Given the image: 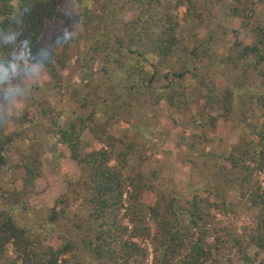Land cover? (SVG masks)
<instances>
[{"label":"trees","instance_id":"trees-1","mask_svg":"<svg viewBox=\"0 0 264 264\" xmlns=\"http://www.w3.org/2000/svg\"><path fill=\"white\" fill-rule=\"evenodd\" d=\"M202 1L126 0L135 16L124 24L122 33H114L122 21L116 22V14L107 12V6L102 9L106 13H99L98 0H0V31L30 33L33 52L44 46L41 38L48 24L75 21L86 30L96 25L103 30L98 43H104L105 51L109 49L106 35L116 37L108 55L124 59L115 63L128 97L144 99L145 106L147 101L156 108L168 105L181 113L198 93L204 103L202 116L207 110L221 111L219 118L236 121L242 132L239 144L228 153L213 154L207 161L210 154L201 152L200 159L211 164L213 173L209 190L201 194L212 195L211 201L199 194L186 200L160 186L159 173L145 174L142 145L136 138L128 141L112 135L110 120H99L96 102L87 103L90 112L85 118L76 116L66 124L62 112L53 115L44 136L36 134L26 154L16 150L21 134L8 132L10 122L0 125V174L15 177L17 170L23 174L15 178L19 187H0V264H221L222 258L226 264H264L261 0H227L228 19L240 24L248 41L234 29L229 34L224 30L227 38L220 40L224 48L216 47L227 49L223 56L214 54L204 40L196 37L193 44V34L191 40L183 34L196 28L197 19L201 22L197 8ZM69 5L78 19L73 20L76 14L68 12ZM66 47L46 64L50 89L63 85ZM6 52L0 48V53ZM192 81L197 85L193 98L187 92ZM106 105L107 116L110 106ZM208 116V121L199 116L191 120L200 129V146L202 140L210 142L207 132L217 126L218 118ZM16 121L25 123L21 118ZM86 135L97 142L98 149L87 150ZM62 148L67 149L80 178L66 182L51 209L37 207L34 191L43 177L44 157H57ZM13 150L21 156L20 164L13 162ZM232 192L238 194L235 201L228 198ZM244 214L253 219L252 226L240 225ZM218 215L229 219L228 226L217 223ZM50 238L57 245L47 244Z\"/></svg>","mask_w":264,"mask_h":264},{"label":"rangeland","instance_id":"rangeland-1","mask_svg":"<svg viewBox=\"0 0 264 264\" xmlns=\"http://www.w3.org/2000/svg\"><path fill=\"white\" fill-rule=\"evenodd\" d=\"M220 2L203 0V4L197 8V12L201 14V22H198L199 19H197L194 24L196 28L192 29L191 32L185 30L183 34L189 36L190 40L191 34H193V44L196 37L200 38V41L204 40L205 44H210L207 47L211 51L215 50L214 54L223 56L228 52L227 49L222 50L224 43L222 44L223 41L220 40L224 39L226 34L231 33L232 29L238 31L246 41H248V36L237 21L232 22L228 19L226 15L229 8L228 1L222 0ZM98 4L97 11L99 13H106V10L104 12L102 9L103 6H107L109 9L107 12L116 14V22L122 21L120 27L118 26L113 31L114 33H122V27L125 29L124 24L131 21L135 16V13L131 12L125 5L126 0H98ZM72 8L73 6L69 5L68 12L76 14L73 17V20H76L78 19L77 12H74L75 10ZM258 8L259 15L264 21V0H261V5H258ZM219 25H222V28L217 30ZM227 29V33L224 34V30ZM66 30L71 33V39L63 43H56V40L62 39L63 32ZM102 34L103 30H99L96 25L86 30L75 24V21L70 22L69 25L57 22L46 26L41 38L44 46L51 43V47L58 49L59 53H64L66 44V48L69 46V49L65 50L68 53V59H66L67 67L62 72L63 85L60 89H50L48 87L50 83L47 84L49 82L47 81L48 76L44 75L41 81L32 88L31 95L21 114L13 118L8 125L9 133L19 132L21 134V139L17 141L16 150L19 149L24 154L28 153L33 137L36 134L44 136L53 115L62 112L66 124L72 122L76 116L85 118L86 114L90 112L87 103L96 102L99 120L101 122H104L105 119L110 120L112 135L128 141H135L136 138L137 142L143 146L139 147L147 158L143 169L145 174L159 173L158 184L165 189L175 190L178 196H182L186 200H191L196 194H199L201 198L211 197V201H213L212 195L201 194L209 188V181L213 177L211 164L200 159L201 152L210 154L206 158L207 161L211 159L213 154L230 152L232 147L239 144L242 135L238 123L219 118L221 111L218 110H207L202 116L204 103L198 97V93L197 97L190 101L189 107L187 106L181 113L168 105L166 107L163 104L160 108H156L152 105V101L146 100L147 106H145L144 99L137 101L130 96L128 97L122 87L124 77L118 72V66L115 63L116 59H124L118 55H108L110 49L115 46L116 37L113 33L106 35L105 38L109 40V49L105 51L102 46L104 43H98ZM97 46L101 50L94 52L93 48ZM218 46L222 48L221 51L216 48ZM207 61L205 62L209 64ZM203 69L205 71L207 67L204 66ZM194 87L197 85L195 81H192L187 89L192 98L194 96L193 91L197 92ZM106 102L110 106V110L106 113L107 116L104 114ZM84 104H86L85 109ZM167 109L170 111L168 112ZM44 111H49L50 114H45ZM167 112L174 117L176 124L171 122ZM209 113L218 118L217 126L207 132L210 142L206 143L202 140L203 145L200 146V140L197 138L200 129L194 126L191 120L193 116H199L201 121H208ZM24 117L27 119H23ZM19 118L25 123H17L16 119ZM84 141L88 143L87 150L99 148L97 142L93 141L89 135L85 136ZM16 150H13L11 156L15 164H20L21 156ZM52 152L56 151L53 150ZM43 164V177L37 181L34 191L37 198L34 199L33 204L37 207L51 209L57 197L64 192L66 182L78 180L80 171L68 158V151L65 148L58 151L57 157L46 154ZM14 174L15 177L8 176L6 173L0 174V187L2 189L12 190L15 188L14 186H20V182L16 181L15 178H19L23 174L19 170L14 171ZM260 182L264 186V174L261 175ZM12 184L15 185L12 186ZM237 196L238 194L235 192L228 193V198H232L234 201ZM216 217L217 223H221L223 227L228 226L229 219L221 215ZM252 222L253 219L244 214L239 223L241 226L249 224L252 226ZM51 239L47 241V244L57 245V241ZM149 251H152L151 247H149ZM151 261L152 258H150L149 263ZM221 264H226L225 259H221Z\"/></svg>","mask_w":264,"mask_h":264},{"label":"clouds","instance_id":"clouds-1","mask_svg":"<svg viewBox=\"0 0 264 264\" xmlns=\"http://www.w3.org/2000/svg\"><path fill=\"white\" fill-rule=\"evenodd\" d=\"M69 39L71 33L66 30L55 42ZM0 48L7 49L6 54L0 53V125H7L21 114L32 88L41 81L47 62L58 49L49 43L33 52L32 36L26 31H0Z\"/></svg>","mask_w":264,"mask_h":264}]
</instances>
